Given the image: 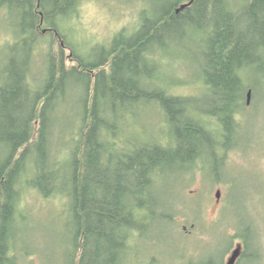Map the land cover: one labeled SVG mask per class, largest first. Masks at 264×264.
I'll use <instances>...</instances> for the list:
<instances>
[{"label":"trees","instance_id":"1","mask_svg":"<svg viewBox=\"0 0 264 264\" xmlns=\"http://www.w3.org/2000/svg\"><path fill=\"white\" fill-rule=\"evenodd\" d=\"M80 2L0 0L16 18L11 40L0 45V146L6 149L0 159V264H17L23 255L16 240L25 188L45 197L68 195L75 218L70 264H130L131 256L138 258L142 231L153 226L147 220L160 213L152 205L160 180L176 171L190 173L199 161L223 163L230 148L225 140L239 126L236 115L249 88L246 72L262 64L264 0H244L241 6L231 0H174L154 19L143 15L131 35L120 31L109 45H96L94 61L68 35ZM180 39L204 47L200 88L210 93L212 109L192 104L194 96L174 94L161 76L159 47ZM73 80L87 82L84 95L71 94ZM69 96L83 110L58 148ZM148 109L165 131L161 137L139 135ZM208 116L217 127L205 122ZM60 167L70 168L71 176L65 178ZM60 178L62 186L73 183L71 192L60 189ZM26 257L32 256L26 251Z\"/></svg>","mask_w":264,"mask_h":264},{"label":"rangeland","instance_id":"2","mask_svg":"<svg viewBox=\"0 0 264 264\" xmlns=\"http://www.w3.org/2000/svg\"><path fill=\"white\" fill-rule=\"evenodd\" d=\"M173 1L81 0L76 16L67 24L68 35L84 47L82 51L88 61L98 60L99 57L93 55L96 45H109L120 31L131 35L142 24L143 15L154 19ZM231 1L237 6L244 4V0ZM15 22L14 13L0 6V45L11 40ZM176 41L178 44L169 48L159 47L162 49L161 76L174 94L194 96L192 104L212 109L207 102L210 93L200 88L204 65L202 43ZM261 58L262 64H254L246 72V84L252 90L251 100L247 104L248 88L244 106L236 115L239 126L225 140L230 148L224 152L223 163L199 161L190 173L176 171L163 176L152 198V205L160 207V213L147 220L153 222V226L148 225L142 231L139 256H131L128 263L147 264L149 258L151 262L155 257L152 264L205 261L227 264L234 248L247 239L253 259L243 257L238 264H264V56ZM41 66L42 61H38L36 67ZM148 69L155 74L153 67L148 66ZM73 84L71 94L75 91L85 94L87 82L73 80ZM69 98L62 107L64 114L58 125V148L69 140L67 131L78 125L76 114L83 110V104ZM139 121L146 123L137 126L139 135L161 137L165 133L153 109L144 111ZM205 122L217 127L210 116ZM129 134V130L123 133V141ZM218 150L224 151L222 147ZM5 155V147L0 146V159ZM60 173L66 178L71 176L72 170L60 167ZM61 182L64 183L60 178V189L71 192L73 183L62 186ZM218 190L220 198H217ZM69 201L68 195L59 191L50 197L42 196L36 189L22 191L20 206L25 215L20 217L22 224L16 242L23 255L17 264L71 263L73 232L70 223L75 218L69 210ZM163 212L167 215L162 216ZM26 251L31 254L30 259ZM256 255L259 257L254 258Z\"/></svg>","mask_w":264,"mask_h":264},{"label":"flooded vegetation","instance_id":"3","mask_svg":"<svg viewBox=\"0 0 264 264\" xmlns=\"http://www.w3.org/2000/svg\"><path fill=\"white\" fill-rule=\"evenodd\" d=\"M247 104H248V103H247ZM242 239H244V238H242ZM246 241H248V240H247V239H244L243 242H240V243L236 246V248H238V247L241 248V252H240V255H239V257L237 258L235 264H238V263L240 262V260H241L243 257L246 258V259H248V260L253 259V258H251V255H252V254L250 253L251 243H250L249 241H248V242H246ZM249 244H250V246H249ZM236 248H234V250H235ZM234 250L232 251V254H233ZM232 254H231V256H232ZM231 256L229 257V260H230ZM257 257H259V255H258V256L256 255L254 258H257ZM246 259H245L244 261H246ZM229 260H228V262H229ZM227 264H228V263H227Z\"/></svg>","mask_w":264,"mask_h":264},{"label":"water","instance_id":"4","mask_svg":"<svg viewBox=\"0 0 264 264\" xmlns=\"http://www.w3.org/2000/svg\"><path fill=\"white\" fill-rule=\"evenodd\" d=\"M189 3H185V4H182L181 7L177 8V12H179L180 10L184 9ZM251 96H252V91H249L248 92V100H247V103L249 104L250 103V100H251ZM221 196V191L218 190L217 192V198H220ZM240 252H241V248L238 247L234 250L228 264H235L237 258L239 257L240 255Z\"/></svg>","mask_w":264,"mask_h":264},{"label":"bare ground","instance_id":"5","mask_svg":"<svg viewBox=\"0 0 264 264\" xmlns=\"http://www.w3.org/2000/svg\"><path fill=\"white\" fill-rule=\"evenodd\" d=\"M249 92V91H248ZM247 96H248V94H247ZM247 100H248V98H247Z\"/></svg>","mask_w":264,"mask_h":264}]
</instances>
